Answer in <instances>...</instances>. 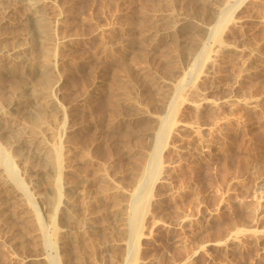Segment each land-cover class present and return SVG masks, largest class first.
I'll use <instances>...</instances> for the list:
<instances>
[{"label":"rangeland","instance_id":"1","mask_svg":"<svg viewBox=\"0 0 264 264\" xmlns=\"http://www.w3.org/2000/svg\"><path fill=\"white\" fill-rule=\"evenodd\" d=\"M1 3L0 264H264V0Z\"/></svg>","mask_w":264,"mask_h":264},{"label":"bare ground","instance_id":"2","mask_svg":"<svg viewBox=\"0 0 264 264\" xmlns=\"http://www.w3.org/2000/svg\"><path fill=\"white\" fill-rule=\"evenodd\" d=\"M1 2H4V0H0V4H2ZM21 4H25V5H27V15H26V22H27V26H28V28H29V30H28V33H29V35L31 36V37H33V38H38V39H41V36L46 32V22H47V16H48V14H47V16H46V12L43 10V7H42V0H21ZM7 9V8H6ZM8 10V9H7ZM4 14H5V16L4 17H6V18H2L1 20H0V27H2V25H4V21H6L7 20V13H5V11H4ZM2 33H0V38H2L1 35ZM215 35H217V34H215ZM4 36V35H3ZM218 36V35H217ZM216 37V36H215ZM221 39V38H220ZM0 41H1V39H0ZM215 41H218V40H216V38H215ZM6 46H8L9 48H7V47H2V49L0 50V53L2 54V55H4L5 57H10L13 53H15L16 52V50H19V46H21L20 44H19V46H16L15 45V47H13V48H10V46L9 45H6ZM25 46V45H24ZM23 48V47H22ZM13 56V55H12ZM11 56V57H12ZM11 59V58H10ZM12 70V69H11ZM47 72H49V71H47ZM46 75V74H45ZM47 77V76H46ZM51 77V76H50ZM52 78V77H51ZM48 79V78H47ZM52 80V79H51ZM50 81V80H49ZM28 86V85H27ZM31 94V93H30ZM22 95V94H21ZM19 96V95H18ZM36 98H38V95H27V96H19L18 98L16 97V99H18L17 100V102L15 101L14 103H12V104H10V105H8L5 109V111L7 112V111H10V110H16L18 113H20L21 112V110H25V106L27 105V104H32L33 102H34V99H36ZM50 100V99H49ZM47 103H48V100H47ZM50 104L51 105H53L54 104V100L53 99H51L50 100ZM29 106V105H28ZM33 106H35V105H33ZM36 108V107H35ZM37 108H39V107H37ZM36 108V109H37ZM16 112V113H17ZM172 120V119H171ZM171 120H169V121H171ZM172 122V121H171ZM166 124V123H165ZM168 125V124H167ZM169 126V125H168ZM166 129L168 128V127H166V125L164 126ZM163 127V132L162 133H165L164 132V128ZM168 131V130H167ZM43 137H45V135H42ZM162 140H164V139H162ZM162 140H160V141H162ZM159 145H160V143H158ZM161 144H164V142L163 143H161ZM161 146V145H160ZM40 147V148H39ZM38 148H39V150H40V152L42 153V154H45L46 156H48V154H49V152H48V146L46 145V144H44V145H39L38 146ZM157 169V168H156ZM155 169V170H156ZM156 173L158 172V171H155ZM156 173H155V175H156ZM153 175V174H152ZM148 186H149V184H148ZM150 187V186H149ZM151 189V188H150ZM148 191H150L149 189H147V187H146V189H145V191L144 192H142L143 194H141V203H140V205L138 204L137 206V208L134 210L135 212H136V214L134 215L135 217V219H133L134 220V223H133V225L135 226H137L138 224H140V217H141V215H143L142 213H143V211L144 210H146V209H144V207H145V203L147 204L148 203V201L146 202V200H147V198H148ZM138 199V198H137ZM140 199V198H139ZM70 202H72V200L70 201ZM65 203V202H64ZM66 205V210L68 211V216H73L72 215V213H73V211H75L74 210V207H73V205L71 206V205H69V200H67L66 201V203H65ZM74 204V203H73ZM136 205V204H135ZM75 206V205H74ZM135 207V206H134ZM65 210V213L67 212ZM134 212V213H135ZM145 212V211H144ZM64 212H63V214H65ZM76 213V212H75ZM75 213H74V215H75ZM144 216V215H143ZM64 217H65V215H64ZM67 217V216H66ZM69 217H67V219H68ZM143 218V217H142ZM66 221V220H65ZM141 221H142V219H141ZM141 225V224H140ZM136 228H139V227H136Z\"/></svg>","mask_w":264,"mask_h":264}]
</instances>
